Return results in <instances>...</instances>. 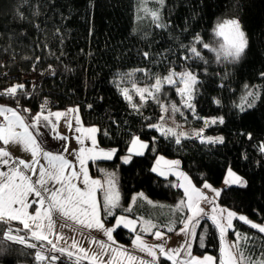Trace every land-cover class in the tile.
<instances>
[{"label":"trees","instance_id":"trees-1","mask_svg":"<svg viewBox=\"0 0 264 264\" xmlns=\"http://www.w3.org/2000/svg\"><path fill=\"white\" fill-rule=\"evenodd\" d=\"M160 13L159 24L165 27L139 15L138 0H0V85L32 70L40 73L38 84L27 81L14 96L0 94V102L24 115L26 106L34 108L44 99L53 100L54 109L76 105L82 124L97 127V143L116 150L111 159L90 161L91 172L101 174L113 169L117 173L123 205L140 190L147 197L162 201L160 206L149 209L143 204L142 208L160 223L172 215L164 205L178 199L182 191L174 186L177 184L172 175L161 177L151 170L159 153L176 157L195 184L203 181L219 184L227 167H231L247 179L246 186L223 187L218 203L262 220L264 0H163ZM226 16L239 20L248 39L242 57L238 61L217 60L209 48L198 49L201 58L194 57L190 49L198 46L195 38L213 36L216 21ZM182 66L197 77L196 114L223 118L222 124L207 127L210 133H222L223 143L202 142L189 136L178 144L174 137L158 134L150 127L157 120L154 104L134 107L121 93L120 85L128 77L140 75L136 76L140 80ZM4 71L11 76L3 74ZM246 85L250 91H259L260 99L241 111L248 94ZM252 99L248 97V102ZM133 135L147 140L148 147L143 155H132L124 163L121 155ZM141 203L142 200L136 199L133 210L140 211ZM114 211L122 212L121 206ZM179 225L180 221L176 228ZM234 225V229L249 238L243 246L256 255H264V233L239 219H235ZM10 229L12 235L24 237L25 243L6 239L5 233ZM229 233L234 235L232 230ZM113 234L118 241L127 243L133 232L120 226ZM37 253L45 259L38 260ZM191 253L219 257V235L207 218H202L197 226ZM53 256L57 259L52 260ZM77 261L90 264L86 259L54 251L48 243L32 238L17 221H0V264H77ZM157 263L172 264L161 255Z\"/></svg>","mask_w":264,"mask_h":264},{"label":"snow or ice","instance_id":"snow-or-ice-1","mask_svg":"<svg viewBox=\"0 0 264 264\" xmlns=\"http://www.w3.org/2000/svg\"><path fill=\"white\" fill-rule=\"evenodd\" d=\"M163 4V0H160ZM151 15L154 19L158 20V13L153 11ZM158 27H165V25L157 24ZM215 35L220 37L222 42L219 43L218 48L212 49L216 52L217 60H230L238 61L244 54L246 48L248 47V39L245 32L241 29L240 22L238 20L232 19L227 20L216 25L214 29ZM196 43H203L201 38L197 36L195 38ZM204 48H209L208 44L203 45ZM192 55L196 58H201L200 52L197 51L196 47L190 49ZM147 55V54H146ZM176 73H170L169 76L164 77V82L168 84H173L175 81L172 79ZM264 77V73L261 74ZM180 81L183 83L184 87L178 89V92L183 98L185 107L194 111V106L191 103L193 96V87L197 84L196 76L191 72H184L179 74ZM162 81L157 79L156 83L152 86V89H137L140 94L141 99L145 100L148 97L154 96L155 93L160 92ZM248 87L247 85L245 86ZM23 85L13 86L7 89V94L15 95L18 89H22ZM154 90V91H153ZM147 94V95H145ZM124 95L126 98L128 96L127 90H124ZM248 97H252V101L248 102ZM245 99V105H241V111L244 107L254 106L256 100L260 99L259 91H249ZM219 103V101H215ZM44 105H41L43 108ZM162 110L167 111L165 106L161 105ZM173 111L177 109L172 106ZM27 111V110H25ZM69 111H77L75 109H70ZM7 113V114H6ZM67 113H50L49 115H44L43 112H38L35 117H33L34 123L32 125L25 124L22 117L12 108H5L0 106V116L4 117L5 123L0 124V142L4 145H9L11 143L22 144L25 150L30 151L32 155V160L26 162L24 160H19L16 165L11 167L8 172L0 171V221L7 220H18L23 223L25 229L31 231L32 238L40 241L48 240L46 235H43L44 225L43 223L29 225L27 220L31 221H42V217L48 220L47 227L51 229L52 224V213L59 212L60 214L68 217L75 222L84 225L88 228H96L107 236L109 241H113L112 232L113 228H105L102 218L100 216L101 208L98 205L96 199L97 189H101L104 192V203L103 209L108 215H111V209L118 206L119 203V192L116 189L114 178L110 177L105 181L107 188L105 189L101 182L98 180L91 179L88 175L86 163L88 160L96 159H111L115 154V149L103 150L97 149L95 133L96 128L83 129L82 127H77L75 130L77 132H82L87 134L88 138L92 141V147H81L78 152L73 154L79 164V170L72 165V163L60 153L54 154L52 152L44 151L40 144L37 142V137L33 135L30 131L31 128H35L42 121L52 123L50 121V116H55L59 119L61 116H66ZM163 119V117H161ZM223 118H212L211 120L205 121V126L209 124L223 123ZM77 125L80 124L79 117H76ZM47 126V125H45ZM54 127V126H53ZM69 127L71 123L69 122ZM150 127L157 128V130L162 131L164 135H176V142L180 143V137L184 136V133H179L178 135L172 129H162L159 125H150ZM20 129L21 131H17ZM203 129L200 133L196 135L200 136L202 142L208 143H223V137H203ZM59 139H67V137H60ZM249 138L250 134H249ZM77 142L83 144V140L77 137ZM148 147V144L142 142L139 137H133L131 141V146L128 148L129 155L122 158L124 163H128L131 160L132 155H143V150ZM261 152H264V144L260 146ZM64 152H68L67 146L63 149ZM10 153L5 148H0V164L8 165ZM46 164L40 163V157ZM163 161V157L157 159V166L152 168L153 172H158L160 175H167V172L161 171L158 167L160 162ZM166 165L169 166V171L174 167L179 165V161H164ZM22 169H29L34 174L38 171L39 179L32 181L31 178L24 174ZM70 169V171H69ZM175 175L182 178L185 183L174 185L177 187H183L186 200H181L176 205V210L179 211L186 207L191 213L186 220L182 221L184 227L180 229L181 233L190 234L191 236H196V226L200 224V219L206 217L211 219L213 225L218 229L220 234V257L217 259L211 255H204L202 258L195 257L191 255V243H186L181 245L178 249H165L162 244L158 245H148L146 244L140 235H137L133 240L134 247L138 248L140 251L146 252L153 259L152 261H144L131 253H128L122 249L112 248L110 244H105L101 241H94L100 247L99 252H94L89 254L84 249H79L83 253V258L88 259L90 264H155L157 259L156 249L159 250V254L164 256L167 260L171 261L172 264H264V259L253 260L251 257L244 255L241 250L240 244L242 240L249 239L248 237H241L240 233H236V241L232 244H226L225 234L233 229V219H239L240 221L249 224L251 228L258 229L260 233H264V226L258 225L249 221L245 216H237L236 213L219 208V206L213 204L215 197H219L220 190L211 189V185L205 183L203 185L206 189H211L215 196L213 200H209L208 197L204 195L199 189L192 185L191 180L183 172H175ZM81 183L84 185L83 188L78 187L73 181L81 179ZM48 181H55L60 186L58 188H49ZM224 183L226 185H240L241 187L246 186V181L242 177L238 176L231 168L228 169L227 176ZM37 185L39 188H37ZM30 194H34L37 198V202L40 208L37 209L35 215H31L27 212L29 207L28 197ZM139 197H143V193L138 194ZM137 197H133L135 201ZM203 200L206 203L212 204V213L209 215L204 211L203 208L199 206L200 201ZM150 202V201H149ZM151 203V202H150ZM126 211H131V207L126 209ZM84 217V219H81ZM123 224L124 227L130 230L136 229L137 221L127 219V217L120 216L116 218V226ZM156 226L151 222H145L141 226V230L144 232H152ZM11 229L5 233V238L12 241H17L19 243H25L24 237H19L11 234ZM172 231V228H169ZM163 233L160 231H155L154 236L156 239H162ZM61 239L57 235V240ZM201 241V246L203 247V235L199 237ZM52 244L53 250H58L61 253L64 249H57V246L52 241H48ZM30 247H36V245H29ZM73 247H76L75 242ZM181 249H184L182 254ZM105 253L109 254V259L105 261ZM71 256L72 253H69ZM187 258H183V257ZM37 259L43 260L40 253H37ZM57 257L53 256L52 260H56ZM79 264V261H77Z\"/></svg>","mask_w":264,"mask_h":264},{"label":"rangeland","instance_id":"rangeland-1","mask_svg":"<svg viewBox=\"0 0 264 264\" xmlns=\"http://www.w3.org/2000/svg\"><path fill=\"white\" fill-rule=\"evenodd\" d=\"M160 4H161L160 0H138V13H139V15L148 16L151 19L153 24H159L160 18H161ZM153 11L158 13V16H159L158 20L154 19L153 16L151 15V12H153ZM232 19L238 20L236 17H233V16H226V17H222V18L218 19L216 21L214 27H213V33H214L213 36H211L209 38L199 36L201 38V40L203 41V43H198V46L195 45L194 47H196L198 50L200 48H204L203 47L204 44H208L209 49H211V50L214 48H218L219 43H221L222 40L220 37H217L215 35L214 29L216 28L217 24L222 23V22L227 21V20H232ZM241 29L243 30L242 26H241ZM213 52L216 54L215 51H213ZM184 72H191L196 76V74L186 66H182L179 68H170L168 71H166L164 73H159V74H156L152 77L146 75V76L142 77L140 80L138 78H136V76L138 77L140 75H135L134 77L133 76L128 77L126 79L127 82L120 85V90H121V93L123 95H124V90H127V93H128V96L130 97V99L126 98L125 95H124V97L134 107H139V106L145 105L147 103L154 104L158 110V113H157V120L155 122H153L151 125H159L162 129H172L177 135L179 133H184L185 135L180 137V139L185 138V137H189V136H193V137H196V138L201 140L200 136L196 135L197 133H200L201 129H203V133H202L203 137H212V138L223 137L222 133H210L209 131H207V127L210 124L207 127L205 126L206 120H211L212 118H221V115L198 116L196 114L195 105H194L196 84L193 87V92H192L193 99L191 101V103L194 106V111L189 109L188 107H185L184 102H183V98H182L181 94L178 92V89L184 87L183 83L180 81V78H179V74L184 73ZM170 73H176L177 74V75L172 77V79L175 81L173 84H168L167 82H164V79H163L164 77L169 76ZM157 79H160L162 81L160 92L155 93L154 96H151L145 100H142L140 94L137 92V89H146V88L152 89V86L156 83ZM249 91H250V88L247 87L245 89V94L248 93ZM145 95H147V94H145ZM161 105L165 106L167 111L162 110ZM173 105L177 109L176 111H173V108H172ZM245 107H247V106H245ZM67 108H70V109L75 108L76 110H78V107L76 105H73V106H70ZM24 116L26 117V115H24ZM161 117H163V119H161ZM154 129L156 130V132L158 134L164 135L162 133V131L157 130V128H154ZM82 135H84V133H82ZM85 135L87 138H86V140H84L85 139L84 138L83 141H85V144H87V140H89L90 138H88L87 134H85ZM168 136H172L176 139V135H168ZM133 137H139V136L138 135L132 136V138L129 142L128 148L131 146V141H132ZM139 139L142 142L148 143L147 140L142 139L141 137H139ZM82 146L83 145H80L77 150L79 151V149ZM91 146L92 145H90V143H89L85 147H91ZM128 148H127L126 152L121 155V161L122 162H123L122 158L129 155ZM97 149H103V150L107 151V150H111V149H115V148L111 147V146H103V147H97ZM144 151H145V149L143 150V152ZM160 157H163V161L160 162L158 167L160 168L161 171L167 172V175H160L158 172H154V173H156L157 175H159L161 177H168V176L172 175L176 179V184L178 185V184L185 183V182L182 180V178L178 177L174 173L175 172H183L191 180L192 185H194L197 189H199L201 192H203L204 195L209 198V200H213V197L215 196L214 192L211 189L221 190L223 187L227 186L224 183V181H225V178L227 176L228 169L231 167H227L226 172H225V174H224V176H223V178L219 184L214 185L208 181H203L201 184H195L192 181V179L190 178L189 174L184 169H182V167H180V165L174 167L171 171H169V166L166 165L164 163V161H178V159L176 157L166 156V155H163L161 153L157 154L154 158L153 163H152L151 170L154 166H157V159ZM72 159H73V157H72ZM74 160H76L75 157H74ZM76 162H77V166H78V170H79L80 166H79L77 160H76ZM76 162H75V165H76ZM75 165H74V167L77 169V166H75ZM69 171H70V169H69ZM89 171H88V173L90 175L91 174L90 167H89ZM232 171L235 172L238 176L242 177L243 180L246 181V183H247V179L244 176L237 173L233 169H232ZM89 177L91 179L98 180L100 182H102V180H103L104 188L106 189L107 184L105 183V181L107 179H109L110 177H112V178H114V181L116 182L117 173L113 169H107V170H104L101 174L95 173L93 176L90 175ZM81 180H82V177H81V179L74 180L73 182L78 187L83 188L84 185L81 183ZM205 183H208L209 185H211V189L204 188L203 185ZM51 188H53V183H52ZM179 188L182 191V195L178 199L174 200L172 203L168 202L167 205H164V206H167L170 208V210H171L170 212H172L171 218L166 219L161 223L158 222V219L155 220L151 216H149L147 211L144 209H142L140 211L133 210V205L135 204V201H133V199H132V201L128 202L127 204H124V205L121 204V211L122 212L111 211L112 214L108 215L107 212H105L103 210L104 194L102 196V201L100 199H98V197L96 195V199H97V202H98V205L100 206V208L102 205V208L100 211V216L102 218V221L104 223L105 228H113L115 230L116 228L123 226V224L116 226V218L120 217V216H124V217H127V219L137 221L136 229L134 231L130 230L129 228H127V229L132 231L135 237L137 235H140L142 237L143 241L148 245L152 244V243L154 244L155 242L158 243V241H159V243L161 242V244L166 245L165 249H178L181 247V245H185L186 243H191V246H192V243H193L195 237H193L189 234H184V233L180 232V229L184 227V224L182 221L186 220L187 217L189 215H191V213L188 211V209L186 207L182 208L179 211L176 210V205L181 200H186L184 188L183 187H179ZM140 193H143L145 195V193L142 190H140V191L134 192L133 197L138 196V194H140ZM147 198L149 200L160 201L158 199H152L150 197H147ZM35 201H36L35 199H32L29 203V207L27 208V212L31 215H35L37 209L40 208L39 203L36 201V204H35ZM213 204L219 206V208L230 210V211L236 213L237 216H240V215L245 216L249 221L256 223L258 225L264 226V217L262 220H256V219L249 217L248 215H246L243 212L225 207V206L221 205L220 203H218V197H215V199L213 200ZM160 205L161 204L149 202L146 205H144V207L150 209L151 206L156 207V206H160ZM199 206L201 208H203L204 211L206 213H208L209 215H213V213H212V206L213 205L212 204L206 203L205 201L201 200ZM129 207H131V211H133L134 213H132L131 211H126V209H128ZM156 213H159V212H155L154 215H158ZM180 213H182L183 216H181L179 218ZM114 215H116L114 221H108L105 223L104 220H107V219L109 220V218L113 217ZM58 216L56 218V215L52 213L53 227L51 229H49L47 227L48 220L46 218H43V217H42V221H35L34 222L31 220H27L26 222L29 223V225H35V224H39L42 222L44 225V230H43L42 234L46 235L48 237V240H44V242L48 243V241L50 240L56 244L57 249L62 248V249H64V251L66 253H72V255L83 257V253H81L79 251V249H84L89 254L100 251L99 245L94 243V241H98L99 239H102V238H107V236H105L102 231L97 230L96 228H88L84 225H81V224L75 222L74 220H72L68 217H65L64 215L60 214L59 212H58ZM60 216H63L65 218H61ZM178 218H179V220H177ZM203 218H206V217H203ZM61 219H67V221L70 220V222L75 223L81 227H84V228L88 229L89 231L86 232V231L81 230V229L72 228V227H70V225H67L64 220H61ZM81 219H84V217H81ZM208 220L211 221V219H208ZM12 221H17V222L21 223L18 220H12ZM178 221H180L181 225H179L176 228V223ZM234 221H235V219H233V221H232V223H233L232 231H234V235L233 236L230 235L229 232L231 230H229L225 234L226 244H232L236 241V233L237 232L240 233L241 237H247L243 231H241L239 229H234V227H235ZM145 222H151L152 224H154L156 226L152 232H144L141 230V226ZM110 225H111V227H108ZM197 226H196V229H197ZM23 227H24V225H23ZM170 227L172 228V231H169ZM196 229H195V231H196ZM27 230L31 233V231L29 229H27ZM155 231H160L163 234L165 233L163 235V238L162 239H156L154 236ZM217 232L219 235V251H220L221 244H220V234H219L218 229H217ZM141 234H143V235L152 234V236L150 239L149 237L147 238ZM29 235H31V234H29ZM57 235H59L61 237V239L57 240ZM114 238H115V236H114ZM115 239L117 240V238H115ZM169 240H171V241L169 242ZM74 242L76 244V247H73ZM48 244L51 248L52 244H50V243H48ZM243 244H247V240L246 241L242 240L241 244H240L241 250L243 251L244 255L251 257L254 261L264 259V255L254 254L253 252L250 251L249 248H246L245 245L243 246ZM128 247L133 249V250L140 251L138 248L134 247L133 244L129 245ZM155 251L157 252V255H159V250L156 249ZM105 255H108V253H105ZM146 255H148V254L146 253ZM191 255L195 256V257H200V258H202L204 255H211V256L215 257L211 253H203V254L191 253ZM219 257H220V253H219ZM219 257L217 259V262L219 260ZM113 264H115V261L113 262ZM124 264H127V261H125Z\"/></svg>","mask_w":264,"mask_h":264},{"label":"crops","instance_id":"crops-1","mask_svg":"<svg viewBox=\"0 0 264 264\" xmlns=\"http://www.w3.org/2000/svg\"><path fill=\"white\" fill-rule=\"evenodd\" d=\"M0 106L5 107V108H12V109L16 110L14 107H12L11 105H8L7 103H4V102H0ZM72 109H75V108H72ZM69 110H70V108H65V109H53V110H51L49 112H43L44 115H49L50 113H57V112L67 113V115L66 116H61L59 119H57L55 116H50V121L52 123H48V122L42 121L35 128H31L30 127L29 130L32 131L33 135H35L37 137V142L40 144L41 148L44 151L52 152L54 154H57V153L63 154L72 163V165L74 166L77 159L74 160V157L76 158V156L73 153L74 152H78V150H77L78 147L80 145H83V147H85L89 143H90V145H92L91 139L87 140V144H85V141H83V144L78 143L77 142V137H80L82 140L84 138H85L84 140H86L87 137H86L85 134L82 135V132H77L75 129L77 127H82L83 129L93 128V127L96 128V126H94V125H88V126L87 125H83L81 120H80V116H79L78 110L74 111V112L73 111H69ZM16 112L22 117V119L24 120L25 124H28V125H32L34 123L33 117H35L37 115L36 114V115H34L33 117L30 118V117H27V116L25 117L24 114L20 113L18 110H16ZM77 116L79 117V121H80L79 125H77V123H76V117ZM69 122L71 123V127H69ZM2 123H5V121L1 122L0 124H2ZM45 125H47V126H45ZM17 131H21V130L17 129ZM94 135H95V140H96L97 147H103V146H100L97 143L96 133ZM58 136L67 137V139L66 140L65 139H59ZM65 146H67L68 152H64L63 151ZM0 148H5L10 153V156L8 157L9 164L8 165L0 164V171L8 172L9 169L11 167H13L14 165H16L19 160H24L26 162H30L32 160L31 152L25 150V148H24V146L22 144L11 143L9 145H4L2 142H0ZM72 157H73V159H72ZM39 159H40V163L41 164H46V162L43 160L42 156ZM101 159L88 160L87 163H86L87 171H89V162L90 161H97V160H101ZM75 166H77V162H76ZM22 170H23L24 174L29 176L33 182L36 181L37 179H39L38 171L34 174L29 169H22ZM76 170L78 171V166H77ZM88 175H89V173H88ZM90 175L93 176L94 174L91 172ZM52 183H53V189L59 187V184H57L55 181H48L49 188L52 187ZM101 185H103V187H104L103 180L101 182ZM115 185H116V189L119 192V196H120L119 203H118L117 207H120L121 206V194H120V190H119L118 177H117V180L115 182ZM37 188H39L38 185H37ZM103 194H104V192L101 189H97L96 195H97L98 199H100L101 201H102ZM135 197H137V199L139 198L140 200H142V203L139 204L140 205V208H139L140 210H142V208H144L143 204H147V203H149V201L151 203L162 204L160 201L149 200L147 198V196L144 195V194H143V197H139V196H135ZM32 199H35L37 201V198L35 197V195L34 194H30L29 197H28V203H30V201ZM132 199H133V194L131 195V198H130L129 202L132 201ZM36 201H35V204H36ZM135 201H136V199H135ZM133 207H134V205H133ZM136 207L137 206H135L134 209H137ZM101 208H102V205H101ZM114 210H115V208L111 209V211H114ZM53 214H55L56 218H57L58 212H53ZM115 216L113 218H111L112 219L111 221L115 220ZM60 217L61 218H65L63 216H60ZM61 220H64L65 223L67 225H70V227H72V228L81 229V230H84L86 232L89 231L88 229H86L84 227H81V226H79V225H77L75 223L70 222V220L69 221H67V219H61ZM104 221H105V223L108 222L106 220H104ZM21 225L23 226V223H21ZM108 227H111V225L108 226ZM26 231L29 234H31L27 229H26ZM141 235H143V234H141ZM143 236H145L147 238L149 237L151 239L152 234L143 235ZM112 237H113L114 243L112 241H109L108 238H102V239H99L98 241H101V242H103L105 244H110L112 246V248L122 249V250H124V251H126L128 253H131L132 255H134V256H136V257H138L140 259H143L146 262L147 261H152L153 258L151 256L146 255V252L133 250V249L128 247L129 245L133 244V240L135 239L134 234L132 235L131 239L127 243H123V242H120V241L116 240L114 238L113 232H112ZM170 241L171 240H169V242ZM158 244H161V242L159 243V241H158V243L155 242L154 244L152 243V244H149V245L151 246V245H158ZM162 245L164 247L166 246L165 244H162ZM184 251H185L184 249H181L182 254L184 253ZM67 254L69 255V253H67ZM159 255H157V257ZM71 256H73L75 258H78V259H80V258L84 259L82 256H75V255H71ZM183 258H187V257L185 256ZM104 259H105V261H107L109 259V254L108 255H104ZM86 260H88V259H86ZM155 264H158L157 263V259L155 261Z\"/></svg>","mask_w":264,"mask_h":264},{"label":"built area","instance_id":"built-area-1","mask_svg":"<svg viewBox=\"0 0 264 264\" xmlns=\"http://www.w3.org/2000/svg\"><path fill=\"white\" fill-rule=\"evenodd\" d=\"M7 71H4L3 74L8 75ZM11 75H8V77H10ZM15 77V76H14ZM40 79V73L35 72L34 70H32L31 72L27 73V74H22L19 77H15V79H13L12 81L7 82V84L5 85H0V94H7V89L13 87V86H17V85H24L26 84L27 81H30L31 84H38ZM41 105H44L43 108H41ZM54 105L55 103L53 102V100H49V99H44V100H40L38 101V103L36 104V106L34 108H31L29 106H26L24 111H25V115L27 117H33L34 115H36L38 112H49L51 110L54 109ZM4 122V117L0 116V123Z\"/></svg>","mask_w":264,"mask_h":264}]
</instances>
